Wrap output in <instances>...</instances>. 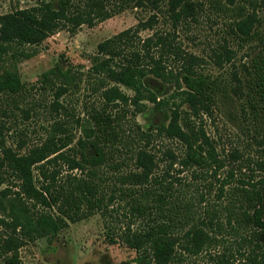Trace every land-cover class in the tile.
Returning a JSON list of instances; mask_svg holds the SVG:
<instances>
[{
  "label": "trees",
  "instance_id": "1",
  "mask_svg": "<svg viewBox=\"0 0 264 264\" xmlns=\"http://www.w3.org/2000/svg\"><path fill=\"white\" fill-rule=\"evenodd\" d=\"M208 1L219 13L231 16L228 37L212 49L215 64L233 60L231 41L244 47L262 40L263 19L255 8L246 7L247 3L254 7L253 0L233 7L222 0ZM205 4V0H44L0 14L3 102L25 89L16 65L31 56L24 46L38 45L64 28L92 26L130 6L152 11L147 19L98 43L87 74L96 83L100 103L88 111L86 120L66 118L61 98L77 74L57 64L42 74L46 82H54L55 92L41 141L22 152V145L8 143L10 129L0 122V264H24L20 255L24 245L54 236L96 212L105 219L109 242H123L136 251L130 264H264V175H255L256 167L264 172V159L254 160L235 148L231 157L236 164L229 162L232 165L220 179L219 170L226 163L218 157L204 123L213 115L218 81L204 68L207 59L187 48L180 35L190 22L200 21ZM160 16L171 22V29H155ZM145 30L152 33L141 35ZM243 66V77L234 73L233 89L240 93L244 119L259 126L264 124V47ZM148 75L173 84L174 91L160 98L146 85ZM146 101L168 106L169 122L143 128L135 117ZM0 110L8 114L2 103ZM21 110L30 117V108ZM74 128L81 129L78 139ZM157 137L177 140L182 152L167 149L158 158L150 147ZM123 150L126 156L117 161L115 155ZM168 157L170 163L157 173L159 161ZM174 164L180 167L178 174L190 168L188 182L170 174Z\"/></svg>",
  "mask_w": 264,
  "mask_h": 264
},
{
  "label": "rangeland",
  "instance_id": "2",
  "mask_svg": "<svg viewBox=\"0 0 264 264\" xmlns=\"http://www.w3.org/2000/svg\"><path fill=\"white\" fill-rule=\"evenodd\" d=\"M44 0H0V14L14 11L19 8L30 7ZM56 1V0H53ZM229 7L236 6L241 0L231 3L222 0ZM254 7L246 4L250 10L256 9L263 19L260 25L262 40H255L240 47L238 43L231 41L236 55L229 63L217 65L211 58L212 49L219 47V42H224L228 37L230 15L219 13L208 0H205L199 22H190L181 31V39L187 48L207 59L204 66L216 77L218 81V98L211 117L205 118V128L216 142L218 157L226 164L219 170L218 176L222 179L229 162L234 163L231 153L238 148L241 153L254 160L264 159V124L257 126L253 121L245 120L241 113L240 93L233 89L237 85L234 73L244 76V64L248 62L261 47H264V0H253ZM149 7H127L123 11L103 21L89 26L83 24L75 31L61 29L52 34L38 45H26L23 50L31 53L28 58L16 61L22 81L25 84L23 92L13 99L3 98L2 106L8 109V114L0 110V122H5L9 127L7 141L9 144L21 147L24 152L31 146L40 142L45 135V126L50 122V103L54 100V82H46L42 74L52 69L57 64L70 67L77 74L69 91L62 96L61 101L66 105L68 115L66 118H88V111L100 103L99 92L95 90L96 83L89 78L88 69L91 59L97 52L100 41L118 33L128 27L134 26L139 20H144L152 14ZM155 29L169 30L171 22L160 16ZM152 31L145 30L141 33L148 36ZM11 62L14 59H10ZM84 73V74H82ZM146 85L156 92L160 98H166L175 89L174 85L162 81L153 75L144 79ZM59 83V80L55 81ZM132 94V90L123 87ZM1 97V95H0ZM145 109L136 115V121L143 128H156L169 122L170 110L168 106L160 107L146 101ZM30 108V117L27 118L21 108ZM182 108H187L184 105ZM264 119V115L262 116ZM129 117L125 123H129ZM76 139L82 136L81 129L74 128ZM75 143V142H74ZM150 147L162 157L163 151L171 149L180 154L183 150L181 143L175 139L157 137ZM116 160L120 161L126 156L125 150L117 153ZM127 164L131 166V160ZM171 159L165 158L159 161L157 173H161L167 167ZM256 167V164H251ZM128 169L125 165L124 170ZM178 164L170 169V174L176 176ZM256 177H262L264 172L256 167ZM112 173L111 169H107ZM251 173L250 170L246 171ZM190 168L178 174L184 182L190 180ZM215 182L216 179H214ZM218 183V182H217ZM108 228L103 216L96 212L84 219L71 222L68 227L60 230L54 236L39 238L29 242L20 249L21 259L24 264H130L136 256V251L126 246L123 242L111 243L108 240ZM204 264V262H201Z\"/></svg>",
  "mask_w": 264,
  "mask_h": 264
}]
</instances>
